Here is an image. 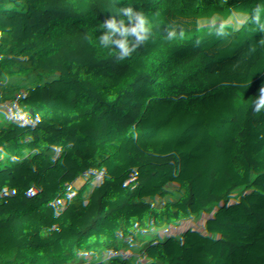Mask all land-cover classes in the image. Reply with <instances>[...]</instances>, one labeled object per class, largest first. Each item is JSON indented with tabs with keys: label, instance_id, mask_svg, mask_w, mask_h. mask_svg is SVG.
<instances>
[{
	"label": "trees",
	"instance_id": "16d2710c",
	"mask_svg": "<svg viewBox=\"0 0 264 264\" xmlns=\"http://www.w3.org/2000/svg\"><path fill=\"white\" fill-rule=\"evenodd\" d=\"M261 85L264 0H0V264H264Z\"/></svg>",
	"mask_w": 264,
	"mask_h": 264
},
{
	"label": "clouds",
	"instance_id": "9594fccd",
	"mask_svg": "<svg viewBox=\"0 0 264 264\" xmlns=\"http://www.w3.org/2000/svg\"><path fill=\"white\" fill-rule=\"evenodd\" d=\"M119 0H112L113 6ZM116 13L119 16H113L100 23L98 26L101 32L98 35V45L102 49L109 51L110 56L117 63L130 59L134 53L140 48L148 44L153 37V27L148 16L131 4L127 7L116 8ZM256 23H259V10H257ZM223 25H221L222 33ZM177 37L183 38V31H177L175 26H170L166 31L165 39L168 41L174 40ZM90 39V38H89ZM253 115L264 113V85H261L258 90V95L251 102Z\"/></svg>",
	"mask_w": 264,
	"mask_h": 264
},
{
	"label": "rangeland",
	"instance_id": "374dc122",
	"mask_svg": "<svg viewBox=\"0 0 264 264\" xmlns=\"http://www.w3.org/2000/svg\"><path fill=\"white\" fill-rule=\"evenodd\" d=\"M192 146H193L192 148H190L188 151L184 153L178 149H173L168 152H161L159 153V156L170 157V156L186 155L194 159L204 150V147L201 145H192Z\"/></svg>",
	"mask_w": 264,
	"mask_h": 264
},
{
	"label": "water",
	"instance_id": "95a60500",
	"mask_svg": "<svg viewBox=\"0 0 264 264\" xmlns=\"http://www.w3.org/2000/svg\"><path fill=\"white\" fill-rule=\"evenodd\" d=\"M222 119V115L221 114H216L212 117V121L217 123Z\"/></svg>",
	"mask_w": 264,
	"mask_h": 264
}]
</instances>
